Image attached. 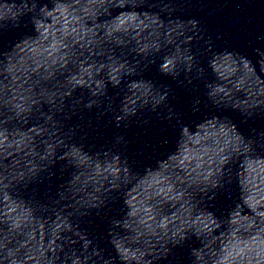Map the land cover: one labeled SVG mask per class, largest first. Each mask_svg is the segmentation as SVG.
<instances>
[{
    "label": "clouds",
    "instance_id": "clouds-1",
    "mask_svg": "<svg viewBox=\"0 0 264 264\" xmlns=\"http://www.w3.org/2000/svg\"><path fill=\"white\" fill-rule=\"evenodd\" d=\"M192 2L0 0V37L30 26L9 48H0V155L4 158L0 264H174V250L185 247L187 264H264V128H250L245 135L232 119L215 114L185 124L182 114L169 103L172 89L144 77L155 66L180 86L201 82L204 98H193L194 113L203 104L205 109L239 112L244 124L264 118V80L260 79L264 75V33L256 37L252 56L235 49L216 50L200 20L174 15ZM177 19L182 44L190 47L177 45L171 52L164 51L159 38L151 37L164 29L166 42L172 43L168 38L173 29L165 28V23ZM125 37L133 46L127 53L116 51L124 46ZM100 40L115 43L116 48L103 61L93 62L88 56L100 53L86 49ZM72 57L79 59L77 71L61 81L53 68H67ZM209 70L221 83L208 78ZM42 81L48 86L37 87ZM110 88L116 90L114 94ZM94 110L96 126L108 116L117 130L130 128L134 121L149 124L146 113L174 121L178 154L171 151L157 159L155 166L137 171L129 161L130 141L124 134H115L109 146L88 143L98 127L85 114ZM74 117L80 122L72 124ZM37 136L43 151L38 150ZM21 154L27 157L23 165L16 166L17 161L9 169L8 158ZM105 157L110 159H101ZM166 161L175 162L171 173ZM57 164L61 176L69 172V177L53 191ZM177 172L184 177L174 175ZM174 180L184 187L177 188ZM45 184L41 193L39 186ZM120 184L130 185L125 197ZM148 191L151 194L145 197ZM240 193H246L242 196L246 207L237 202ZM220 196L232 203L218 216L209 209ZM153 198L154 205L145 202ZM69 200L79 206L74 226L68 220L72 213L64 212ZM117 201H122L119 217L128 219L108 216ZM172 202L207 211L178 222L176 213L173 218L157 219L155 208ZM93 212L97 216L104 212L109 225L105 238L114 255H106L96 238L81 227L91 222L85 218ZM114 227L134 235L118 236ZM193 238L198 246L189 243ZM128 239L137 247L125 243Z\"/></svg>",
    "mask_w": 264,
    "mask_h": 264
}]
</instances>
